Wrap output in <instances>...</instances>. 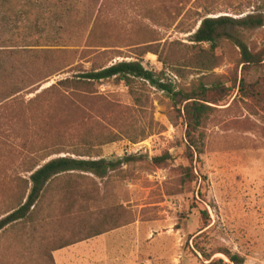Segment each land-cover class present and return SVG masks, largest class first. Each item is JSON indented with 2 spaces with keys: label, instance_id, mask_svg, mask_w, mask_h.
<instances>
[{
  "label": "rangeland",
  "instance_id": "1",
  "mask_svg": "<svg viewBox=\"0 0 264 264\" xmlns=\"http://www.w3.org/2000/svg\"><path fill=\"white\" fill-rule=\"evenodd\" d=\"M78 5L86 21L63 27L58 47L4 60L0 220L47 157L137 161L52 180L30 218L0 233V264H264V68L243 71L229 41L192 38L204 18L251 17L229 33L263 52L264 0ZM117 62H140L173 93L208 91L195 100L210 109L201 156L187 150L180 98L139 81L73 82Z\"/></svg>",
  "mask_w": 264,
  "mask_h": 264
},
{
  "label": "trees",
  "instance_id": "2",
  "mask_svg": "<svg viewBox=\"0 0 264 264\" xmlns=\"http://www.w3.org/2000/svg\"><path fill=\"white\" fill-rule=\"evenodd\" d=\"M80 0H0V76L4 60L20 54L46 55L42 49L58 47L61 42L62 28L75 24L81 26L86 18L79 15ZM93 3L95 0H87ZM244 28L252 26L251 17L236 21L226 17L216 19L204 18L192 38L195 44H205L214 47L221 40L232 43L240 53V65L243 71L251 68H264V51L252 53L245 43L236 35L229 33L233 26ZM256 26V25H255ZM261 26V23H258ZM41 49V50H38ZM38 50V51H36ZM73 81L77 85L91 86L103 82L115 81L130 87L134 81L143 82L150 87L172 96L180 98L186 103L184 108V123L186 126L187 150L197 156L203 154V138L199 134L204 117L210 110L200 102L209 103L207 90L202 89L200 95L173 93L161 83V79L153 72L146 70L140 62H117L109 67L77 75ZM67 82V81H66ZM222 99L215 101L219 103ZM49 158V157H47ZM43 160L42 165L35 166L24 183L30 186L28 195L23 203L11 210L0 220V233L7 228L28 220L36 209L38 202L52 180L64 175L88 174L97 179L106 178L123 165L137 161L136 157H124L116 161L82 160L71 157H60ZM77 158H83L77 156ZM191 156V161H192ZM164 159H155L160 163ZM233 264H241L237 256H228Z\"/></svg>",
  "mask_w": 264,
  "mask_h": 264
}]
</instances>
